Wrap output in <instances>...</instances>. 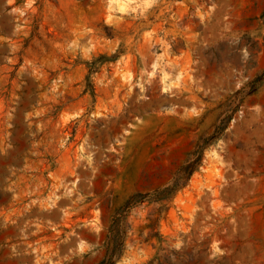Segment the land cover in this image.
Returning <instances> with one entry per match:
<instances>
[{"label":"rangeland","instance_id":"374dc122","mask_svg":"<svg viewBox=\"0 0 264 264\" xmlns=\"http://www.w3.org/2000/svg\"><path fill=\"white\" fill-rule=\"evenodd\" d=\"M0 264H264V0H0Z\"/></svg>","mask_w":264,"mask_h":264}]
</instances>
